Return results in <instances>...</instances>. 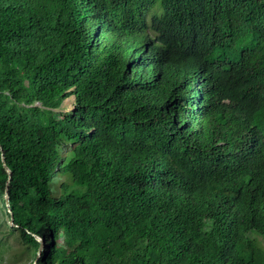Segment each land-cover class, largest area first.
<instances>
[{"label": "trees", "instance_id": "obj_1", "mask_svg": "<svg viewBox=\"0 0 264 264\" xmlns=\"http://www.w3.org/2000/svg\"><path fill=\"white\" fill-rule=\"evenodd\" d=\"M0 145L27 264H264V0H0Z\"/></svg>", "mask_w": 264, "mask_h": 264}, {"label": "rangeland", "instance_id": "obj_2", "mask_svg": "<svg viewBox=\"0 0 264 264\" xmlns=\"http://www.w3.org/2000/svg\"><path fill=\"white\" fill-rule=\"evenodd\" d=\"M71 104L72 97H67L62 103L61 109L70 110ZM70 149V145H65L61 148V152L64 155H68ZM67 180L68 178L65 174L57 173L50 181L52 192L55 193L57 189L56 184ZM7 223L9 224V218L4 214L0 204V255L2 259L0 264H27L30 257L26 254V250L19 240L18 232H9Z\"/></svg>", "mask_w": 264, "mask_h": 264}, {"label": "water", "instance_id": "obj_3", "mask_svg": "<svg viewBox=\"0 0 264 264\" xmlns=\"http://www.w3.org/2000/svg\"><path fill=\"white\" fill-rule=\"evenodd\" d=\"M0 149H1V145H0ZM2 163H3V167H4L5 171H6L7 174H8V178H7V182H8L9 179H10V176H11V171H10L9 168L7 167V165H6V163H5V160H4V157H3V156H2ZM4 202H5L6 209H7L8 213H9V215H10V217H9V224H10L11 226H13V225H14L13 222H12V220H13V215H12L11 209H10L9 204H8L7 184H6V189H5ZM36 239L40 242V245H39V247H38V250H37V254H36V258H35V260L38 258L39 254H40V251H41V249H42V241H41V239L38 238V237H37ZM34 264H35V263H34Z\"/></svg>", "mask_w": 264, "mask_h": 264}]
</instances>
